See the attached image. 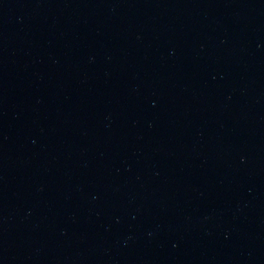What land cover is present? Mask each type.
Masks as SVG:
<instances>
[{
  "label": "water",
  "instance_id": "obj_1",
  "mask_svg": "<svg viewBox=\"0 0 264 264\" xmlns=\"http://www.w3.org/2000/svg\"><path fill=\"white\" fill-rule=\"evenodd\" d=\"M0 264H264V0H0Z\"/></svg>",
  "mask_w": 264,
  "mask_h": 264
}]
</instances>
